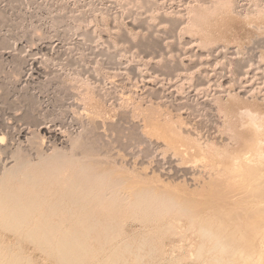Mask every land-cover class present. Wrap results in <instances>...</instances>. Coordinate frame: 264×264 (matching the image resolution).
<instances>
[{
    "label": "rangeland",
    "instance_id": "374dc122",
    "mask_svg": "<svg viewBox=\"0 0 264 264\" xmlns=\"http://www.w3.org/2000/svg\"><path fill=\"white\" fill-rule=\"evenodd\" d=\"M213 2L215 0H0V124L3 126L0 137L4 140L3 146L9 141L6 147L13 145L9 143L15 140L20 141L14 142L17 145L12 146L13 153L7 147V152L0 154L3 157L0 156V172L1 168L2 171L9 168L3 172L10 174L13 169H20L17 165H21L16 176L23 175L22 178L14 176L11 180L8 174H5L6 177L1 175L5 181L0 187V201L6 199L4 191L16 193L20 185L19 188L27 191L26 196L33 192L38 202L31 217L23 218L20 221L22 223L10 222L9 218L0 215V264H74V260L76 264H259L264 256V245L257 232L264 223V167L255 173L256 177L251 174L252 170L247 171V167L242 169L244 161L237 157L239 160L235 161L233 175H227L228 172L222 171V163H218V166L217 163H211L213 165L209 166L211 164L207 160H215L213 156L218 159L219 151L232 150L230 153H233L234 149L239 148L230 131L231 127H238L236 113L245 109L261 117L256 118L262 120L261 124L264 122V18L257 17L264 12V0H235L231 19L218 17L212 21L209 37L213 41L206 44L200 35L190 31L193 23L190 19L194 18V11L207 9ZM153 114L156 118L176 121L178 125L181 123L179 128L183 129L182 134L196 141L201 149L212 146L207 153L202 150L201 156L207 158L196 156L194 149L188 148V152L186 145L180 146L182 152L178 154L168 149L163 139L146 133L149 131L145 132L148 129L146 117ZM15 117L19 120L17 123ZM18 122L25 127H20L23 129L21 132H28L24 133L28 136L24 138H30L32 132H36L33 133L37 135L36 139L32 137L33 140L30 138V142H26V139L19 137V125L14 126ZM47 128L52 131V135H43ZM3 133L9 135L10 139L6 136L5 140ZM41 139H46V142L50 140L49 144ZM13 147L18 151L15 152ZM82 150L87 151L82 153ZM208 152L213 158H210L211 154L207 155ZM14 153L16 161L12 160ZM21 153L26 156L25 159H21L24 157ZM192 153L195 154L193 158ZM63 154H68L69 159H65ZM52 155L57 159L54 162L62 163L63 158L67 160H64L66 167L64 162L58 163L60 165L51 163ZM73 155L75 160L71 158ZM17 157L21 161L24 159L23 163L17 162ZM87 158L96 159L90 161ZM103 158H107L106 163H103ZM8 159H11L9 163L12 164L7 163ZM28 160L31 166H28L29 162L25 167L24 162ZM43 162L47 163L43 165ZM79 162L90 164L92 168L97 165L94 163H99L98 168L103 170L107 166L106 171L110 167L108 169L113 173L119 168L116 173L130 179L127 189H147L149 192L153 189L154 194L149 196L152 200L143 202L144 206L140 208L149 209L145 213L142 210L131 214L133 212L127 205L119 204L111 209L112 205L107 206L91 198L86 200L88 202H79H83V205H76L89 207L87 209L91 213L86 215L83 210L85 207L75 212L78 208L74 209L67 198H64L67 203L63 200L57 203L56 199L60 196L58 192L65 190L63 186L68 181L66 175L69 174V178L73 170L80 168L82 164ZM13 164L15 167L10 169ZM29 167L31 173H27L30 169L25 170ZM35 170H40L38 173L43 174V177L44 173L51 174L43 178ZM20 172H26L27 175H20ZM27 178L30 180L25 184ZM35 178L40 180L36 181ZM39 181L48 187H43ZM32 182L33 187L28 184L32 185ZM63 182L65 184L58 186ZM36 185L38 188L35 189ZM91 186L97 187L95 184ZM147 193L144 197H147ZM171 197L172 201L176 200L175 208L170 206ZM150 201L155 205L147 207L146 203ZM165 201L170 202L161 205ZM44 203L61 204V209H58L62 211L43 218L40 215L50 206ZM121 206H127L129 210L120 209ZM62 208H72L69 211L74 209L71 213L76 215L64 213L66 211ZM185 209L188 211L185 212ZM108 211H114L115 214ZM257 211L261 213L257 214ZM79 215L83 220L89 218L87 220L90 222L84 224V221L77 219V216L82 219ZM91 216L96 217L94 219ZM76 220L79 222L76 223ZM104 223L113 229L103 232L108 228ZM46 224L52 227L47 231L53 232L52 237H47L49 240L42 235ZM87 228L91 233H86ZM19 229L23 230L20 232ZM77 230L79 233L76 237L66 235L73 231L76 234ZM202 230L209 233L208 238H203ZM31 234H36L33 235L35 238ZM80 236L88 237L82 239ZM106 236L107 239H104ZM56 238L61 241L82 239L81 243H86L80 246L84 247V253L77 255L75 252V256L73 251V261L70 258L69 263L68 260L64 262L66 259L62 262L64 258L60 261L62 247L57 244L59 240ZM45 240L48 241L44 245ZM123 242L130 245L129 250H120L124 248ZM200 242H205L202 243L203 248H199ZM216 242L224 247L223 252L222 249H213ZM84 249H90V253ZM219 256L223 258L220 263L216 261ZM79 259L83 260L80 262Z\"/></svg>",
    "mask_w": 264,
    "mask_h": 264
},
{
    "label": "bare ground",
    "instance_id": "6f19581e",
    "mask_svg": "<svg viewBox=\"0 0 264 264\" xmlns=\"http://www.w3.org/2000/svg\"><path fill=\"white\" fill-rule=\"evenodd\" d=\"M2 1V0H1ZM199 1V0H198ZM235 0H215V2H213L214 4H210V5H212L211 7H209V8H207V9H198V11H194V18H193V16H192V18L193 19H190V20H193V23L191 24V26L192 27H190L189 29H190V31L191 32H193V33H196V34H198V35H200L202 38H203V41L207 44V42H212L213 41V39H210V37H209V29L211 28V24L213 23L212 21L214 20V21H216L215 19H217L218 17H221V18H223V19H226V18H230L231 19V13H232V11H233V2H234ZM253 2V1H252ZM203 3V2H202ZM201 3V4H202ZM254 3V2H253ZM256 3V2H255ZM254 3V4H255ZM199 4V3H198ZM200 4V5H201ZM236 4V3H235ZM23 5V4H22ZM206 5V4H205ZM205 5H203V6H205ZM256 5H257V3H256ZM22 7V6H21ZM207 7V6H206ZM237 7V6H236ZM258 7V6H257ZM261 7V6H260ZM239 8V7H238ZM252 8H255V7H252ZM264 8V7H263ZM10 9V8H9ZM258 9V11H259V8H257ZM13 10V9H12ZM253 10V9H252ZM5 11V10H4ZM3 11V12H4ZM250 11V10H249ZM257 11V12H258ZM261 11V10H260ZM264 11V10H263ZM255 12V11H254ZM251 13V12H250ZM260 13V12H259ZM193 15V14H192ZM232 15H233V13H232ZM253 15V14H252ZM256 15H257V13H256ZM189 16V15H188ZM240 16V15H239ZM246 16V15H245ZM260 17V19L263 17L264 18V12L263 13H260L259 15H257V17ZM6 17V16H5ZM236 17V16H235ZM190 18V17H189ZM238 18V17H237ZM240 18V17H239ZM262 18V19H263ZM235 19V18H234ZM258 19V18H257ZM260 19H258V20H260ZM189 20V21H190ZM239 20V19H238ZM245 20V19H244ZM221 21V20H220ZM239 21H241V20H239ZM252 21V20H251ZM192 22V21H191ZM219 22V21H218ZM235 22V21H234ZM3 23V22H2ZM215 23V22H214ZM220 24V23H219ZM254 24V23H253ZM257 25V24H256ZM223 26V25H222ZM249 28H250V26H249ZM260 28V27H259ZM212 29V28H211ZM222 29V28H221ZM251 29V28H250ZM188 30V29H187ZM223 30V29H222ZM211 32H213V31H211ZM250 33H251V31H250ZM218 35V34H217ZM5 38V37H4ZM2 40V39H1ZM6 40V39H5ZM212 40V41H211ZM225 40V39H224ZM3 41V40H2ZM1 41V42H2ZM215 41V40H214ZM10 42V41H9ZM15 42V41H14ZM40 42V41H39ZM13 43V42H12ZM23 43V42H22ZM214 43V42H213ZM6 45V44H5ZM5 45H4V47H5ZM81 45V44H80ZM79 46V45H78ZM10 47V46H9ZM205 47H207V46H205ZM20 48V47H19ZM4 49V48H3ZM10 49H12V48H10ZM25 49V48H24ZM47 49H49V48H47ZM79 49V48H78ZM19 50V49H18ZM13 54V53H12ZM22 54V53H21ZM99 54V53H98ZM8 56H11V54H9ZM19 56V55H18ZM30 57V56H29ZM1 60V59H0ZM6 60V59H5ZM12 60V59H11ZM2 61V60H1ZM35 62V61H34ZM37 62V61H36ZM38 63V65H39V62H37ZM20 64V63H19ZM18 65V64H17ZM19 66V65H18ZM18 66H16V67H18ZM36 66V65H35ZM34 67V66H33ZM13 69H15V68H13ZM8 70H10V69H8ZM41 69H39V71H40ZM1 71V70H0ZM38 71V70H37ZM42 71V70H41ZM32 72V71H31ZM34 73H36L35 72V70L33 71ZM38 74V73H37ZM74 74V73H73ZM85 74V73H84ZM83 74V75H84ZM79 75V74H78ZM82 75V74H81ZM77 78V77H76ZM9 80H10V78H9ZM6 82V81H5ZM26 85V84H25ZM41 86V85H40ZM23 87V86H22ZM44 87V86H43ZM45 88V87H44ZM92 89V88H91ZM98 89V88H97ZM74 94V93H73ZM94 94V93H93ZM77 96V95H76ZM35 98V97H34ZM32 100H34V99H32ZM103 100V99H102ZM18 102H19V100H18ZM219 102V101H218ZM220 103V102H219ZM82 106V105H81ZM30 107V106H29ZM245 110V109H244ZM239 111L238 112V114L236 113V116L238 115V117L237 118H239V120H238V127L237 126H235V127H231V130L230 131H232V135H233V139H234V141H236V143H237V145L239 146V148H237V150H233V153H230L231 151H225V152H217V154L219 155L218 156V159H216L217 158V156H213L212 154H211V152L209 153L208 152V154L207 155H210V158H213V157H216V158H214L215 160H207V161H210V162H208V163H217L216 165L218 166V163H222L223 165H224V167H225V169H223L224 167L222 166V171L224 170V171H226V172H228V174L227 175H229V173H230V175H233V170H235V165H236V163H235V161H237L238 162V158H241L240 160H243L244 162V164L245 165H243L244 166V168L242 167V169H246L245 167H247L248 169H247V171L249 170H252L251 171V174L253 173V174H255L257 171H261V169L264 167V122L261 124L260 122H262V120L260 121V119H261V117H259V116H257L256 114H253V113H251L250 111ZM247 110H249V109H247ZM252 110V109H251ZM84 114V113H83ZM144 114V113H143ZM159 114V113H158ZM1 115V114H0ZM51 115V114H50ZM146 115H147V113H146ZM12 116V115H11ZM97 116V115H96ZM145 116V115H144ZM94 117V116H93ZM260 118L259 119V121L258 120H256V118ZM11 118V117H10ZM14 118V117H13ZM16 119H14V120H16V122L15 123H17V117H15ZM145 118V117H144ZM143 118V119H144ZM146 118H148L146 121V123H148V124H146V125H144V126H146V127H148V129H146V127H144L146 130H145V132L146 131H148V132H146V133H149V135H151V136H155L156 138H160V139H163V142H165V144H166V147L168 148V149H171V150H173V151H175V152H177L178 154H179V152H182L180 149H181V145H186V150L189 148L190 150L191 149H194V150H196V156H198V157H201L202 159H206L207 158V156L205 157V156H201V155H203V151L202 150H204L205 151V153H207L206 151L208 150V149H212L211 147L212 146H210V148H208V147H205V149H201V147L200 146H198L199 144H197V142L196 141H194V140H190L189 138H187V136L185 137L183 134H182V130L179 128L181 125V123L178 125V124H176V121L174 122V121H171V120H168V119H160V117L159 118H156L155 117V115L153 114V115H151V116H148V117H146ZM257 118V119H258ZM75 119V118H74ZM77 119V118H76ZM75 119V120H76ZM230 119V118H229ZM263 119V118H262ZM10 120V119H9ZM12 120V119H11ZM72 120V119H71ZM95 120H97V119H95ZM179 120H180V118H179ZM255 120L256 121H258L259 122V124H258V122L256 123L255 122ZM8 121V120H7ZM19 121V120H18ZM78 121H79V119H78ZM181 121V120H180ZM263 121H264V119H263ZM21 122V121H20ZM20 122H18V124H15L14 126H16V125H19V123ZM45 122V121H44ZM145 122V121H144ZM11 123V122H10ZM92 123V122H91ZM178 123V122H177ZM183 123V122H182ZM5 124H8V123H5ZM81 124H83V123H81ZM230 124H231V122H230ZM9 125H11V124H9ZM8 125V126H9ZM23 126L25 125V123L24 124H22ZM41 125V124H40ZM63 125V124H62ZM102 125V124H101ZM64 126V125H63ZM93 126V125H92ZM103 126V125H102ZM108 126V125H107ZM230 126V125H229ZM234 126V125H233ZM3 126H1V124H0V129L2 128ZM5 127H7V126H5ZM4 127V128H5ZM18 128H25V127H22L21 125H19V126H17ZM27 127V126H26ZM43 127V126H42ZM41 127V128H42ZM50 127V126H49ZM68 127V126H67ZM84 127H86L85 125H84ZM100 127V126H99ZM110 127V126H109ZM10 128H11V126H10ZM21 128H20V130H18V131H23V129L21 130ZM52 128V127H51ZM87 128V127H86ZM106 128V127H105ZM7 129H9L8 127H7ZM29 129V128H28ZM40 129V128H39ZM38 129V130H39ZM48 129V128H47ZM44 130V129H42V131H43V135L44 136H46L47 134L48 135H52L51 134V130L49 131V129L48 130ZM55 129H57V128H55ZM61 129V128H60ZM83 129V128H82ZM87 129H89V128H87ZM92 129H93V127H92ZM91 129V130H92ZM96 129H98V128H96ZM95 129V130H96ZM189 129V128H188ZM227 129V128H226ZM15 130H16V128H15ZM17 130H16V133H18L17 132ZM34 130V129H33ZM52 130L54 131V129L52 128ZM187 130V129H186ZM248 130V131H247ZM25 131V130H24ZM28 131V130H27ZM34 131H36V129L34 130ZM67 131V130H66ZM101 131V130H100ZM250 131H251V133H250ZM14 132V131H13ZM26 132V131H25ZM24 132V133H25ZM32 132V131H31ZM89 132V131H88ZM189 132V131H188ZM250 134H249V133ZM0 133H2V132H0ZM15 133V132H14ZM23 132H21L20 134H19V137H23L24 138V136L26 135V134H24ZM26 133H28V132H26ZM34 132H32V135L33 136H31L30 138H24V140L26 139V142L27 141H29L30 142V140H33V138L32 137H34L35 139H36V136L37 135H34L33 134ZM39 133V132H38ZM54 133V132H53ZM84 133V132H83ZM190 133V132H189ZM247 133V134H246ZM7 134V133H6ZM58 135H59V133H57ZM185 134V133H184ZM2 135H5L4 133L2 134ZM29 135H31V133L29 134ZM39 135V134H38ZM56 135V134H55ZM148 135V136H149ZM6 136L7 135H5L4 137L6 138ZM9 136V135H8ZM7 136V138H9ZM11 136V135H10ZM16 136V135H15ZM27 136V135H26ZM40 136V135H39ZM38 136V137H39ZM98 136V135H97ZM147 136V137H148ZM150 136V137H151ZM191 136V135H190ZM28 137V136H27ZM51 137H54V135L53 136H51ZM62 137V136H61ZM82 137V136H81ZM85 137V136H84ZM232 137V136H231ZM7 138L5 139V140H7ZM13 138V137H12ZM41 138V137H40ZM43 138V137H42ZM44 138H46V137H44ZM77 138V137H76ZM79 138V137H78ZM10 139V138H9ZM15 139V138H14ZM14 139H11V140H14ZM16 139H18V138H16ZM30 139V140H29ZM49 139V138H48ZM55 139H57L56 137H55ZM87 139H88V137H87ZM95 139H97V138H95ZM94 139V140H95ZM11 140H10V142H11ZM42 140V139H41ZM46 140V139H45ZM45 140H42V141H45ZM52 140H54V139H52ZM58 141H60L59 139H57ZM65 140V139H64ZM100 140V139H99ZM16 142H18L19 141V139H18V141L17 140H15ZM15 141H13V143H9V144H13V145H15L14 144V142ZM49 141L50 140H48L46 143L47 144H49ZM66 141V140H65ZM82 141V140H81ZM88 141H91V140H88ZM109 141V140H108ZM121 141V140H120ZM8 142L9 141H7V143L3 146V144H4V140H3V138L2 137H0V154H2V152L4 153V152H7V147H6V145L8 144ZM23 142V141H22ZM44 142V143H45ZM62 142V141H61ZM60 142V143H61ZM18 143H20V141L18 142ZM24 143V142H23ZM43 143V144H44ZM45 143V144H46ZM55 143V142H54ZM77 143H79V142H77ZM101 143V142H100ZM106 143H109V142H106ZM26 144V143H25ZM27 144H29V143H27ZM33 144V143H32ZM42 144V143H41ZM40 144V145H41ZM51 144H53V143H51ZM58 144V143H57ZM66 144V143H65ZM13 145H10L9 147H8V150H10L11 152H12V146ZM17 145V144H16ZM82 145V144H81ZM224 145V144H223ZM19 146V145H18ZM50 146V145H49ZM63 146V145H62ZM72 146V145H71ZM84 146V145H83ZM165 146V145H164ZM215 146V145H214ZM237 146V147H238ZM15 147H17V146H15ZM34 147V146H33ZM109 147V146H108ZM107 147V148H108ZM10 148V149H9ZM14 148V147H13ZM40 148V147H39ZM54 148H56V147H54ZM60 148V147H59ZM73 148V147H72ZM75 148V147H74ZM93 148V147H92ZM15 150V152H17L18 150H17V148H14ZM78 149H81V148H78ZM183 149V148H182ZM226 149V148H225ZM56 150H57V148H56ZM68 150H70V149H68ZM91 150V149H90ZM105 150H107V149H105ZM63 151V150H62ZM76 151V150H75ZM81 151V150H80ZM85 151V150H84ZM83 150H82V153L84 152ZM87 151V150H86ZM85 151V152H86ZM188 152H189V150H187ZM211 151H213V150H211ZM215 152H216V150H214ZM22 152V151H21ZM92 152V151H91ZM170 152V151H169ZM195 152V151H194ZM8 153H9V151H8ZM13 153V152H12ZM44 153V152H43ZM42 153V154H43ZM57 153H59V154H62V153H60L59 151L57 152ZM90 153V152H89ZM184 153V152H183ZM186 153V152H185ZM16 153H14L12 156H14ZM22 154V153H21ZM38 154H40V153H38ZM37 154V155H38ZM72 154H74V153H71L70 155H72ZM104 154H106V153H104ZM173 155H174V153H172ZM193 154V153H192ZM23 155V154H22ZM57 155V154H56ZM64 155V154H63ZM98 155V154H97ZM109 156L111 155V154H108ZM119 155V154H118ZM195 154H193V155H191L192 156V158L193 157H195L194 156ZM1 156V155H0ZM24 157H21V159L22 158H24L25 159V155H23ZM39 156V155H38ZM37 156V157H38ZM62 156V155H61ZM67 156H68V154H67ZM66 155H64L63 157H65V159L66 158H68L69 159V157H67ZM96 156V155H95ZM213 156V157H212ZM2 157V156H1ZM0 157V158H1ZM15 157H16V155L14 156V158H12V160L14 161L15 160ZM18 157H20V156H18ZM17 157V158H18ZM37 157H35V158H37ZM39 157H42L41 155L39 156ZM50 157H52L53 158V155L52 156H50ZM50 157H47L46 156V158H50ZM63 157H61V158H63ZM87 157H89V156H87ZM93 157V156H92ZM238 157V158H237ZM3 158V157H2ZM28 159H31V158H29V157H27ZM43 158H45V157H43ZM60 158V159H61ZM71 158H74V155H73V157H71ZM105 158V157H104ZM104 158H103V163H106L105 162V160L107 159H105L104 160ZM192 158H190V159H192ZM6 160H7V158H5ZM21 159H19L18 158V160L19 161H17V162H20L21 161ZM24 159L22 160V161H24ZM39 159V158H38ZM42 159V158H41ZM64 158H63V162H64V165H65V163L67 162V160H65ZM87 159H89V158H87ZM96 159V158H95ZM94 158L93 159H89L90 161H94L95 160ZM98 159V158H97ZM109 159H110V157H109ZM113 158H111V160H112ZM122 159V158H121ZM198 159V158H197ZM202 159H198V160H202ZM2 160V159H1ZM17 160V159H16ZM15 160V161H16ZM45 160V159H44ZM51 160H53L52 162H51ZM50 161H48V162H51V163H53L55 160H57V159H51ZM66 162H65V161ZM74 160H75V158H74ZM101 160H102V158H101ZM115 160V159H114ZM123 160V159H122ZM193 160V159H192ZM9 161H11V159H8V164H12V163H9ZM12 161V162H13ZM21 161V162H22ZM42 161H43V159H42ZM47 161V160H46ZM59 161V160H58ZM73 161V160H72ZM97 161V160H96ZM98 161H99V159H98ZM124 161V160H123ZM183 161V160H182ZM197 161V160H196ZM212 161V162H211ZM30 161L28 160L27 162H24V163H26V165L24 164V166L26 167L27 166V163H29ZM63 162L61 163V162H58V163H60V164H63ZM85 162V161H84ZM87 162V161H86ZM185 162V161H184ZM204 162V161H203ZM205 162H206V160H205ZM246 162V163H245ZM2 163H4V165H5V162H2ZM6 163V164H7ZM14 163V162H13ZM16 163V162H15ZM23 163V162H22ZM45 163H47V162H45ZM44 162L42 163L43 165L45 164ZM58 164L57 163V161L56 162H54V164ZM77 163V162H76ZM82 164L81 166H80V164ZM78 164H79V166H80V168H78V169H76V170H73V173H72V171H71V173H72V175L68 178V175H66L67 176V179H68V181H67V186L65 185V186H63L64 188H65V190L61 193L60 191L58 192V194L60 195L59 197H57V199H56V202L58 203H61L62 202V200H63V202L65 201V203H67L66 201L67 200H69L70 201V203H72V204H70L71 206H73L74 207V209L76 208H78V211H76V210H74L75 212H80L79 211V209L80 208H84L83 210L86 212H84L86 215H89L90 213H91V210H88V209H90L89 207H87L86 208V206H81V207H77L76 205H78L79 204V202H81V201H83V202H88V201H86V200H91V198L92 199H95L96 201H99V202H102V203H106V204H108L107 206H110V205H112V207H110L111 209L113 208V206H115V205H127L129 208H131L130 210L133 212H137V211H142V210H144V212L143 213H145V210L147 211L148 209H146L145 207L144 208H142V210L140 209L141 208V205L142 206H144L142 203L143 202H147V201H149V200H152V198H150V197H152V195L154 194V192H152L153 191V189L149 192V191H147V189L146 190H144V189H142V187H141V189L142 190H140V189H134V190H131L130 188H128L127 189V183L129 184V182H128V180H130V179H126L125 177L126 176H124V174L122 175V174H119V172L118 173H116V171H117V169H119V168H117L114 172L115 173H113V172H111L108 168H110V167H108L107 168V171H106V167L105 168H103V170H102V168H98V164L99 163H94V164H97L95 167H93L92 168V166L90 165V164H83V163H81V162H79ZM90 163V162H89ZM92 163V162H91ZM102 163V164H103ZM120 163V162H119ZM7 164V165H8ZM18 164V163H17ZM49 164V163H48ZM55 164V165H56ZM60 164H58V165H60ZM71 164V163H70ZM109 164V163H108ZM204 164V163H203ZM219 164V165H220ZM242 164V163H241ZM38 165V163L35 165V166H37ZM47 165V164H46ZM49 165H51V164H49ZM63 165V166H64ZM92 165H93V163H92ZM106 165V164H105ZM104 165V166H105ZM122 165V164H121ZM120 165V166H121ZM205 165H208L207 163L205 164ZM213 164H211V165H209V166H212ZM12 165H10V166H8V167H11ZM18 166H20V169H21V165H17V167ZM28 166H31V162H30V165L28 164ZM53 167H54V165H52ZM63 166H61V167H63ZM71 166V165H70ZM74 166H76L75 164H74ZM94 166V165H93ZM109 166H112V165H110L109 164ZM119 166V165H118ZM241 166V165H240ZM13 167H15L14 166V164H13V166H12V168H10V169H13ZM65 167H66V165H65ZM115 167V166H114ZM123 167V166H122ZM7 168V167H6ZM45 168V167H44ZM43 168V169H44ZM64 168V167H63ZM75 167H71L70 169H74ZM208 168V167H207ZM7 169H9V168H7ZM7 169H5L4 168V172H7ZM20 169H18V168H15V169H13L11 172H10V174L9 173H5V174H8L7 175V177L9 176V180H11V178H13L14 176H16V174L17 173H19V171H20ZM24 169V168H23ZM22 169V170H23ZM26 169H30V167L29 168H25V170ZM238 169V168H237ZM239 169H241V168H239ZM19 170V171H18ZM21 170V171H22ZM31 170L32 169H30V172L28 171H26L27 173H31ZM37 170V169H36ZM35 170V171H36ZM44 170H47V168L46 169H44ZM112 170V169H111ZM121 170V169H120ZM119 170V171H120ZM123 170V169H122ZM125 170H127V168L125 169ZM2 171V168H1V172H0V176L3 174L4 176H5V174H4V172ZM34 171V172H35ZM39 172H40V170H38ZM38 171H36L37 173H38ZM42 171V170H41ZM47 171H49V170H47ZM52 170L50 169V171L49 172H51ZM61 171V170H60ZM60 171H58V173H60ZM253 171H255V172H253ZM26 172L25 173H22V172H20V175H22V174H26ZM48 172V173H49ZM55 172V170L52 172V173H54ZM48 173H44V177H43V174H39V175H42V177L43 178H47V177H49V175H48ZM70 173V174H71ZM122 173V172H121ZM241 172H239V174H240ZM244 173H246V171H244ZM36 174V173H35ZM47 174V175H46ZM49 174H51V173H49ZM216 174V173H215ZM220 174L221 175H224L223 173H221L220 172ZM235 174H237V172L235 173ZM234 174V175H235ZM257 174V173H256ZM255 174V176L257 177V175ZM27 175V174H26ZM54 175H56V174H54ZM18 176V175H17ZM16 176V177H17ZM23 176V175H22ZM22 176H18L19 178H22ZM47 176V177H46ZM52 176V175H51ZM247 176V175H246ZM249 176V175H248ZM253 176V175H252ZM251 176V177H252ZM2 177V176H1ZM0 177V187L4 184V181H5V177H2L1 178ZM25 177V176H24ZM30 177H31V175H30ZM29 176H28V178H30ZM35 177H38V175L37 176H35ZM58 177V176H57ZM62 177V176H61ZM211 177V176H210ZM209 177V178H210ZM235 177V176H234ZM263 177H264V174H263ZM15 178V177H14ZM18 178V179H19ZM26 178V177H25ZM25 179L26 180V183H25V180L23 181L25 184H27V181L28 180H30V179ZM42 178V179H43ZM51 178V177H50ZM60 178V177H59ZM224 178H227V177H224ZM240 178V177H239ZM17 179V180H18ZM33 179V178H32ZM36 179V181L37 180H40V178L38 179V178H35ZM66 179V178H65ZM142 179H144V177L142 178ZM236 179V178H235ZM234 179V180H235ZM241 179V178H240ZM251 179V178H250ZM53 180V182H55V180L54 179H52ZM57 180H58V178H57ZM139 180V179H138ZM145 180V179H144ZM148 180V179H147ZM217 180H218V178H217ZM8 180H6V182H7ZM49 181V180H48ZM47 181V182H48ZM51 181V180H50ZM93 181H94V183H93ZM133 181V180H132ZM242 181V180H241ZM244 181V180H243ZM245 181H247V180H245ZM251 181V180H250ZM20 182V181H19ZM29 182V181H28ZM52 182V181H51ZM100 182V183H99ZM228 182V181H227ZM14 183V182H13ZM38 183H42L43 184V182H38ZM50 183V182H49ZM56 183H58V182H56ZM55 183V184H56ZM137 183H139V182H137ZM217 183V182H216ZM225 183V182H224ZM6 184V183H5ZM11 184V183H10ZM22 184V183H21ZM29 184V186H34V184H33V182H32V185H31V183H28ZM51 184V183H50ZM60 184H65V182H63V183H59L58 184V186L60 185ZM92 184H95L97 187H96V189H95V187H92L91 185ZM142 184H143V182H142ZM243 184H244V182H243ZM242 184V185H243ZM9 185V184H8ZM41 185V184H40ZM47 185V184H46ZM52 185V184H51ZM57 185V184H56ZM130 185H131V183H130ZM129 185V186H130ZM136 185H138V184H136ZM235 185V184H234ZM241 185V186H242ZM20 186V185H19ZM19 186H18V192H13V191H7L6 193H5V191H4V195L6 196V199H5V201L3 200V202H1L0 201V215L1 216H3V217H7V218H9L10 219V222H19V223H22V222H20L23 218L25 219V217H28V216H30V214H32V212L34 211V209H37L36 207H37V205H38V202H36V199H35V194L32 192L31 193V195H25V192H27V191H25V190H23V189H21L22 187H20L19 188ZM22 186H24V185H22ZM45 185L43 184V187H44ZM61 186V187H62ZM128 186V187H129ZM132 186V185H131ZM130 186V187H131ZM227 186V185H226ZM238 186V185H237ZM239 186H240V184H239ZM3 187H5V186H3ZM10 187V186H9ZM36 187H37V185L34 187L35 189H36ZM45 187H48V186H45ZM60 187V188H61ZM133 187V186H132ZM131 187V188H132ZM137 187V186H136ZM11 188V187H10ZM24 188V187H23ZM38 188V187H37ZM40 188V187H39ZM56 188V187H55ZM58 188V187H57ZM220 189H221V187H219ZM225 188V187H224ZM232 188V187H231ZM239 188V187H238ZM4 189V188H3ZM13 189V188H12ZM32 189V188H31ZM228 189H230V188H228ZM227 189V190H228ZM236 189V188H235ZM10 190V189H9ZM27 190V189H26ZM29 190V189H28ZM60 190V189H59ZM63 190V188L61 189V191ZM96 190V191H95ZM223 190V189H222ZM222 190H220V191H222ZM242 189H240V191H241ZM32 191H34L33 189H32ZM44 191V190H43ZM43 191H42V193L41 194H43ZM46 191H48V190H46ZM55 191H56V189H55ZM54 191V192H55ZM149 193H147V192ZM229 191V190H228ZM227 191V192H228ZM230 191H232V190H230ZM49 192H51V191H49ZM239 192V191H238ZM36 193H38V191H36ZM40 193V192H39ZM45 193H47V192H45ZM146 193L148 194L147 195V197H144V196H146ZM162 193V192H161ZM161 193H159V194H161ZM28 194V193H27ZM57 194V195H58ZM151 194V195H150ZM158 194V195H159ZM163 194V193H162ZM161 194V196H165L166 197V195L164 194V195H162ZM158 195H156V197L158 196ZM4 196V197H5ZM46 196V195H45ZM150 196V197H149ZM160 196V195H159ZM159 196H158V199H159ZM167 196H169V195H167ZM1 197V196H0ZM155 197V196H154ZM44 198V197H43ZM64 198L66 199L67 198V200H64ZM88 198H90V199H88ZM143 198H146L147 200L145 201V199H143ZM149 198V199H148ZM155 199V198H154ZM160 199H163V198H160ZM168 199V198H167ZM167 199H165V200H167ZM43 200H45V199H43ZM144 200V201H143ZM169 200V199H168ZM173 200V198L171 197V202H172V205H170V206H173L174 208H175V206H174V204H176V200H174V201H172ZM46 201V200H45ZM47 201H50V200H47ZM156 201H158L157 199H156ZM163 202H164V199L162 200ZM170 201H168V202H166L165 201V203H163V204H161V205H164V204H168ZM43 202V201H42ZM54 202H55V199H54ZM83 202H82V204L80 203L79 205H83ZM151 202V201H150ZM150 202H148V203H150ZM153 202V201H152ZM150 203V204H148V203H146L147 204V207L150 205V206H153V205H155V203ZM48 203H50V202H48ZM47 203V204H48ZM57 203H53L54 205H52V204H48V205H50L48 208H46V209H44L43 211V213L40 215V216H43V218H45V216L46 217H48L49 215H56L57 213H58V211H60L59 209H61V207H60V205L59 204H57ZM92 203V202H91ZM44 204H46V203H44ZM46 204V205H47ZM63 204V203H62ZM89 203H86V205H88ZM94 204H97V203H94ZM146 204H145V206H146ZM152 204V205H151ZM43 205V204H42ZM51 205H52V207H51ZM69 205V206H70ZM85 205V204H84ZM122 205V206H123ZM161 205L159 206V207H161ZM53 206H55V207H53ZM76 206V207H75ZM89 206V205H88ZM93 206V205H92ZM101 206V205H100ZM120 207V209L121 208H124V209H128V207L126 206V207ZM167 206V205H166ZM169 206V207H170ZM176 206H177V204H176ZM46 207V206H45ZM158 207V208H159ZM59 208V209H58ZM108 208V207H107ZM110 208H108V209H110ZM38 209H40V208H38ZM64 211H66V212H64V213H68V214H72L71 213V211H73V210H71V211H69L70 209H72V208H70L69 210H66V208H62ZM105 209V208H104ZM104 209H102V211L104 212V211H106V210H104ZM119 209V210H120ZM126 209V210H127ZM129 210V209H128ZM158 210V209H157ZM160 210H161V208H160ZM159 210V211H160ZM62 211V210H61ZM60 211V212H61ZM114 211H116V209L114 210ZM114 211H110V212H112V215H114L115 214V212ZM158 211V212H159ZM161 211H163V210H161ZM160 211V212H161ZM166 211H167V209H166ZM186 211H188V210H186L185 209V212ZM263 210L261 209V212H262ZM109 211H108V213H110ZM113 212H114V214H113ZM123 212H126V211H123ZM128 212V211H127ZM134 212L133 213H131V214H134ZM184 212V213H185ZM260 212V213H261ZM140 214H142L141 212H139ZM257 214H260V213H258V211L256 212ZM256 213H255V215H256ZM35 214V213H34ZM67 214V215H68ZM84 214V215H85ZM118 214V213H117ZM186 214V213H185ZM264 214V213H263ZM38 215V214H37ZM63 215V214H62ZM73 216H75L76 214H72ZM80 215L82 216L83 214L82 213H80ZM79 215V216H80ZM147 215V214H146ZM1 216H0V218H1ZM80 216V217H81ZM106 216H107V214H106ZM111 216V215H110ZM109 216V217H110ZM126 216V215H125ZM31 217V216H30ZM95 217L96 216H91L90 218H94L95 219ZM82 219H80V218H78V216H77V219H79V220H82V221H84V224H85V222H90L89 220H87V219H89V218H87L86 217V219L85 220H83V217H81ZM111 218V217H110ZM263 218V217H262ZM262 218H261V220H262ZM71 219V218H70ZM76 219V218H75ZM93 219V220H94ZM264 219V218H263ZM0 220H2V219H0ZM36 220H37V218H36ZM46 220V219H45ZM87 220V221H86ZM257 220V219H256ZM261 220H259V222L261 221ZM26 221V220H25ZM38 221H40V220H38ZM49 221V220H48ZM262 221H264V220H262ZM9 221H8V223H10ZM23 222H24V220H23ZM44 222V221H43ZM50 222V221H49ZM48 222V223H49ZM79 222V221H78ZM77 222V220H76V223H78ZM96 222V221H95ZM255 222V221H254ZM1 223V222H0ZM26 223V222H25ZM40 223H42V222H40ZM94 223V222H93ZM261 224L263 223V222H260ZM3 224H4V222H3ZM15 224V223H14ZM17 224V223H16ZM55 224V223H54ZM54 224L52 225V226H54ZM82 224V223H81ZM80 223L78 224V225H81ZM87 224V223H86ZM104 224H107V223H104ZM111 224V223H110ZM5 225V228H6V223L4 224ZM9 225V224H8ZM10 225H12V224H10ZM19 225V224H18ZM23 225V224H22ZM47 225V224H46ZM45 225V227H43V228H45V229H43V232H42V235H43V237L44 238H47V237H52V233H50V232H48L47 230H50V229H52V227H49L48 225L46 226ZM57 225V224H56ZM255 225V224H254ZM254 225H252L253 227H255ZM259 223H258V227H259ZM1 226H3V225H1ZM26 226V225H25ZM76 226V225H75ZM87 226H89V224L88 225H86V227ZM105 226H107L108 227V224L107 225H105ZM256 226H257V224H256ZM264 223L262 224V228L260 227V228H258V229H261L260 231H261V233H260V231L258 230H256L257 232H258V234L259 235H261V241H262V243H263V245H264ZM14 227V226H13ZM16 227V226H15ZM14 227V228H15ZM19 227V226H18ZM36 227V226H35ZM34 227V228H35ZM38 227V226H37ZM56 227V226H55ZM63 227V226H62ZM82 227H83V225H82ZM109 227H110V225H109ZM109 227L108 228H106V231L104 230L103 232H105V233H107V229L109 230V231H111L112 229L110 228L109 229ZM113 227V226H112ZM8 228V227H7ZM57 228V227H56ZM72 228H73V226H72ZM81 228V227H80ZM84 228V227H83ZM82 228V229H83ZM90 228V227H89ZM255 228H257V227H255ZM10 229V228H9ZM31 229V228H30ZM29 229V230H30ZM38 229V228H37ZM57 229H59V228H57ZM57 229H55V230H57ZM62 229V228H61ZM101 229H103V228H101ZM253 229V228H252ZM13 230V229H12ZM20 230V229H19ZM23 230V229H22ZM22 230H20V232L22 231ZM28 230V231H29ZM64 230V229H63ZM69 230H71V228H69ZM84 230H86V229H84ZM87 232L86 233H88L90 230H91V228H90V230L87 228ZM33 232H34V229L32 230ZM53 231H54V229H53ZM62 231V230H61ZM75 231H76V229H75ZM92 232H93V230H91ZM91 231H90V233H91ZM58 232V231H57ZM63 232V231H62ZM61 232V233H62ZM74 232V231H73ZM73 232H70L69 234H66V235H69L71 238H72V236L73 237H76L77 235H78V233H79V231L77 230V233L75 234V232L73 233ZM36 233H38V232H36ZM61 233H59V234H61ZM64 233V232H63ZM29 234V233H28ZM101 234V233H100ZM100 234H98V235H100ZM32 236L34 235V236H36V234H31ZM58 235V234H57ZM75 235V236H74ZM81 235V234H80ZM85 235V234H84ZM89 235V234H88ZM102 235V234H101ZM100 235V236H101ZM105 235V234H104ZM201 235L203 236V238H208V236L207 235H209V233L207 232V231H205V230H202L201 231ZM27 236V235H26ZM30 236V235H29ZM33 236V237H34ZM69 236H66V237H69ZM201 236V237H202ZM31 237V236H30ZM59 237H61V236H59ZM80 237H82V239L84 238V237H88V236H80ZM105 237V236H104ZM210 237V236H209ZM27 238V237H26ZM35 238V237H34ZM39 238V237H38ZM71 238H69L70 240H72ZM92 238V237H91ZM215 238V237H214ZM43 238H41L40 240L41 241H44V240H42ZM48 240H49V238H47ZM56 239H58L59 241H58V245L60 246V247H62V250H61V252H59V253H61V255H62V257H60V261H61V259H63L62 260V262L64 261V262H66L69 258L73 261V259L71 258V256L73 255L72 254V252L74 253V255L76 256V254L78 255L79 253L81 254V252L82 253H84V251H83V248L84 247H81L80 248V246H81V244L82 243H85V242H82L81 243V241H82V239L81 240H77V239H75V240H72V241H70L69 239H67V240H69V241H66V240H64V241H61L60 240V238H56ZM65 239V238H64ZM79 239V238H78ZM87 238H85L84 240H86ZM104 239H107V236H106V238H104ZM112 239V238H111ZM47 240V241H48ZM142 240V239H141ZM32 241V240H31ZM46 240H45V242H44V245H45V243L47 242ZM53 241V240H52ZM89 241H91V240H89ZM143 242V241H142ZM145 242V241H144ZM143 242V243H144ZM202 243H205V242H200V245H199V248H201L202 246H203V244ZM261 243V244H262ZM36 244H38V243H36ZM48 244H50V243H48ZM52 244V243H51ZM54 244H56V242L54 243ZM86 244V243H85ZM85 244H83V246L85 245ZM148 244V243H147ZM40 245H42V244H40ZM53 245V244H52ZM51 245V246H52ZM87 245H88V243H87ZM122 245H124V250L123 249H120V250H122V251H127V250H129L130 249V245L127 243V242H123L122 243ZM212 245V244H211ZM49 246V245H48ZM89 246V245H88ZM138 246V245H137ZM136 246V247H137ZM142 246H143V244H142ZM144 246H145V244H144ZM53 247H56V246H53ZM152 247V246H151ZM154 247V246H153ZM85 248H88L87 246H85ZM203 248V247H202ZM143 249V248H142ZM213 249H215V250H221L222 252L224 251V247H222L220 244H218L217 242L216 243H214V246H213ZM212 249V250H213ZM45 251H46V248L44 249ZM57 250H59V249H57ZM56 250V251H57ZM85 250V249H84ZM90 250V249H89ZM86 251V252H89L90 253V251ZM211 250V251H212ZM53 251H55V250H53ZM52 251V253H54ZM55 251V252H56ZM139 251H141V250H139ZM49 252V251H48ZM47 252V253H48ZM75 252H76V254H75ZM51 254V253H50ZM53 255V254H52ZM56 255H57V253H56ZM114 255V254H113ZM122 255V254H121ZM224 255V254H223ZM54 256V255H53ZM120 256V255H119ZM137 257H138V254L136 255ZM135 256V257H136ZM55 257V256H54ZM59 257V256H58ZM57 257V258H58ZM74 257V256H73ZM77 257H80V256H77ZM220 257V256H219ZM218 257V259L216 260L218 263H220V261L222 262L223 261V258H222V256L219 258ZM56 258V259H57ZM83 258H85L84 256H83ZM113 258V257H112ZM141 258V257H140ZM111 259V258H110ZM216 259V258H215ZM58 260V261H59ZM83 259H79V261L81 262ZM127 260V259H126ZM142 260V259H141ZM59 261V262H60ZM71 261V262H72ZM79 261H78V263H79ZM119 261V260H118ZM74 264H76L77 262L74 260ZM140 262V261H139ZM230 262V261H229ZM67 263H69V260H68V262ZM231 263V262H230ZM66 264V263H65ZM69 264H71V263H69ZM73 264V263H72ZM228 264V263H227ZM259 264H264V256H262V258L259 260Z\"/></svg>",
    "mask_w": 264,
    "mask_h": 264
}]
</instances>
